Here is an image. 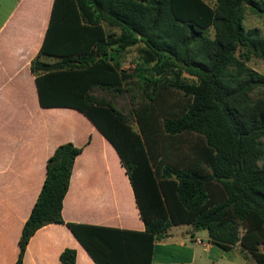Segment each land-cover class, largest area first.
Returning a JSON list of instances; mask_svg holds the SVG:
<instances>
[{
  "label": "trees",
  "instance_id": "obj_1",
  "mask_svg": "<svg viewBox=\"0 0 264 264\" xmlns=\"http://www.w3.org/2000/svg\"><path fill=\"white\" fill-rule=\"evenodd\" d=\"M249 13L264 18V0H55L32 62L40 103L80 110L115 146L145 230L65 222L82 148L61 144L47 160L16 264H24L32 236L52 223H66L96 264H154L155 243L176 225L206 230L214 245L239 246L264 264V74L248 65L264 60V35L244 27ZM134 47L140 63L130 73L122 64ZM41 55L65 59L49 64ZM63 68L69 72L55 73ZM60 76L71 86L66 104L53 103ZM134 79L146 99L129 112L138 129L114 103L134 90ZM184 135L198 141L185 149ZM177 146L181 157L168 162ZM60 259L77 264V251L65 249Z\"/></svg>",
  "mask_w": 264,
  "mask_h": 264
},
{
  "label": "crops",
  "instance_id": "obj_2",
  "mask_svg": "<svg viewBox=\"0 0 264 264\" xmlns=\"http://www.w3.org/2000/svg\"><path fill=\"white\" fill-rule=\"evenodd\" d=\"M54 4L55 0H0V264H16L23 227L46 178L47 160L65 143L82 148L63 202L65 222L145 230L115 146L80 110L40 103L32 62L44 45ZM64 56L41 55L40 59L54 64L64 62ZM78 57L74 55V65H79ZM65 72L69 71H55ZM60 77L53 103L66 104L69 101L63 97L69 95L63 91L71 86L68 78ZM181 153L179 146L172 149L168 162L178 161ZM68 248L77 251V264H96L66 223L39 229L27 245L24 264H62L60 256ZM251 260L257 264L241 247L223 250L211 242L208 231L192 225L171 227L155 243L153 255L154 264H247Z\"/></svg>",
  "mask_w": 264,
  "mask_h": 264
},
{
  "label": "rangeland",
  "instance_id": "obj_3",
  "mask_svg": "<svg viewBox=\"0 0 264 264\" xmlns=\"http://www.w3.org/2000/svg\"><path fill=\"white\" fill-rule=\"evenodd\" d=\"M243 25L247 29L257 27V28L261 29V31L264 35V18H260L256 15H252L249 13L246 15V18L243 21ZM139 63H140V58L138 56V48L134 47L130 50L129 53L124 55L122 66H123L124 70H127L130 73H132L134 71V68L137 65H139ZM248 65L251 68H258L260 70L259 72L264 74V60L263 59L252 58L248 62ZM135 84L141 85L142 83H140L137 79H134L132 81V88H134V90L131 93H128V94H125L124 96L118 97L114 103L118 109L122 110L124 113H126L127 115L132 117L131 123L135 129H138L139 128L138 123L134 119L132 113L130 114L129 112L131 110H133L135 104H137V103L139 104L141 101L144 102V101H146V99L144 98V95L142 94V92L138 88H135ZM95 94L98 97L101 96L100 92H95ZM133 97H135L134 100H133ZM183 138L188 141V142H185L182 144V146L185 149L189 148V146H188L189 143L194 144L195 142L198 141V139H196L195 137H191L189 135H184ZM235 255L241 262L244 261L242 259L243 257H241L239 254L235 253ZM247 264H255V263H254V261L251 260Z\"/></svg>",
  "mask_w": 264,
  "mask_h": 264
}]
</instances>
